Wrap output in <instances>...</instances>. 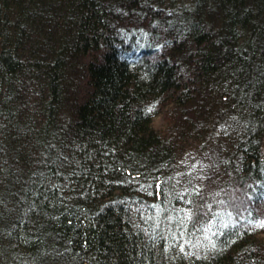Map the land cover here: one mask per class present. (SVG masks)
Masks as SVG:
<instances>
[{
    "label": "trees",
    "instance_id": "1",
    "mask_svg": "<svg viewBox=\"0 0 264 264\" xmlns=\"http://www.w3.org/2000/svg\"><path fill=\"white\" fill-rule=\"evenodd\" d=\"M262 221L264 0H0V264H264Z\"/></svg>",
    "mask_w": 264,
    "mask_h": 264
},
{
    "label": "snow or ice",
    "instance_id": "2",
    "mask_svg": "<svg viewBox=\"0 0 264 264\" xmlns=\"http://www.w3.org/2000/svg\"><path fill=\"white\" fill-rule=\"evenodd\" d=\"M152 109H149V111H151ZM255 228H259V229H261V230H264V221H262V222H259V223H255L254 225H253Z\"/></svg>",
    "mask_w": 264,
    "mask_h": 264
}]
</instances>
